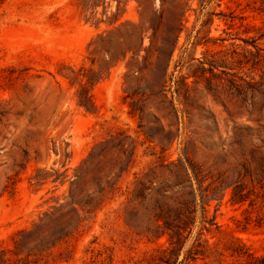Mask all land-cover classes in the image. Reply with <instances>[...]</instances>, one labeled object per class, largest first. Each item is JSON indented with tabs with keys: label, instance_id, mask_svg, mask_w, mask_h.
I'll return each instance as SVG.
<instances>
[{
	"label": "rangeland",
	"instance_id": "rangeland-1",
	"mask_svg": "<svg viewBox=\"0 0 264 264\" xmlns=\"http://www.w3.org/2000/svg\"><path fill=\"white\" fill-rule=\"evenodd\" d=\"M2 249L262 264L264 0H0Z\"/></svg>",
	"mask_w": 264,
	"mask_h": 264
},
{
	"label": "trees",
	"instance_id": "trees-1",
	"mask_svg": "<svg viewBox=\"0 0 264 264\" xmlns=\"http://www.w3.org/2000/svg\"><path fill=\"white\" fill-rule=\"evenodd\" d=\"M175 46V44H174ZM173 52V50H172ZM172 52H170L169 56L171 57L172 55ZM214 67V66H212ZM94 106V103L92 104ZM194 197H195V200L197 199V195L194 194ZM94 196H89V201H84L83 203V208H86V207H90L92 202H90V200H93ZM62 211V209H61ZM71 213H72V216L73 217H76L77 219V225H76V228L75 230H78V228L80 227V225L82 224V222L84 221L83 217H82V214H81V209L78 208L76 205L73 204L72 208H71ZM46 218H49L48 220H45ZM45 219L42 220V224L41 225H44V223L48 222L49 220L52 221V222H57L58 219H60V217H57L54 213H51V214H47ZM37 227H40V226H37ZM21 233H25V232H21ZM34 231L33 232H30V235H33ZM181 233V228L179 227L178 231L175 233V235H180ZM45 235V234H44ZM70 232L69 231H66V229H62L60 231V233H55L54 235H52V240L51 241H47V237L46 236H43L40 238L39 242L37 243V246H39V250L41 252H46V251H49L51 250L52 248L54 247H57L58 244L62 243L68 236H70ZM3 253H5V249H2L0 251V259H3ZM7 259H5L6 261ZM260 261L262 262V264H264V258L263 259H260Z\"/></svg>",
	"mask_w": 264,
	"mask_h": 264
}]
</instances>
